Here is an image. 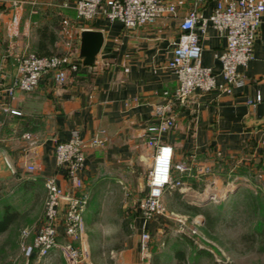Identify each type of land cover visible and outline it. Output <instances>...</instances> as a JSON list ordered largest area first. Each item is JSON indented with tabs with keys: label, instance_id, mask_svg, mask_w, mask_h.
I'll list each match as a JSON object with an SVG mask.
<instances>
[{
	"label": "crops",
	"instance_id": "0c3cea01",
	"mask_svg": "<svg viewBox=\"0 0 264 264\" xmlns=\"http://www.w3.org/2000/svg\"><path fill=\"white\" fill-rule=\"evenodd\" d=\"M59 1L13 4L0 0V216L6 208L18 213L0 233L20 226L18 233L23 227H29L31 235L35 232L43 218L47 176H54L64 191L70 190L65 169L55 160L56 141L69 137L73 128L87 140L96 128L104 127L106 142L86 146L81 170L90 193L83 214L85 244L90 264H128L123 247L110 249V258L91 252L87 226L92 221L91 212L101 208L104 198H119L123 193L142 195L147 190L152 158L147 139L154 134L146 132V127L155 122L154 104L166 99L163 91L171 92L177 85L166 63L172 41L181 31L179 22L193 0H166L176 5L175 14L165 13L153 23L133 28L103 15L78 18L73 6H60ZM215 1L200 2L198 15L208 16ZM90 28L100 30L103 41L93 62L86 63L79 55L81 32ZM196 31L202 45L201 63L211 66L216 80L222 82L219 54L225 47V37L211 24L205 31L199 27ZM24 51L69 53L79 67L64 82L47 74L35 89L18 90L7 97L3 88L12 79L16 55ZM238 71L246 77L243 85L230 92L196 89L186 104L174 106L175 124L161 134V140L173 147L174 162L184 161L194 167L208 164L214 169L213 175L201 179L184 175L189 187L172 190L177 194L200 193L197 183L204 184L202 190L206 191L212 180L216 183L220 178L217 167L229 160L241 170L246 166L251 174L259 175L264 186V19L258 26L252 57ZM257 92L262 99L250 103L248 99ZM29 163L34 165L33 170H28ZM137 217L141 231L142 221L139 214ZM41 261L64 264L57 249Z\"/></svg>",
	"mask_w": 264,
	"mask_h": 264
},
{
	"label": "built area",
	"instance_id": "2783aa9c",
	"mask_svg": "<svg viewBox=\"0 0 264 264\" xmlns=\"http://www.w3.org/2000/svg\"><path fill=\"white\" fill-rule=\"evenodd\" d=\"M203 1L193 0L192 7L179 22L181 31L177 39L172 41L171 56L166 63L167 68L176 76L177 85L171 92L163 91L166 99L154 104L155 122L146 127V132L154 134L147 139V144L152 148V158L146 176L147 190L136 201L142 221L141 247L145 250L150 242L147 222L155 216H169L163 201L164 192L188 188L189 185L183 180L184 175L201 179L214 174V169L208 164L194 167L184 161L175 163L172 145L161 140V134L175 124L174 106L186 104L196 89L207 91L217 88L230 92L233 87L243 85L246 77L238 71V67L246 65L252 57L258 26L264 19V2L260 0H216L211 13L200 17L197 6ZM11 2L34 4L36 0ZM58 4L63 7L73 6L78 18L91 19L103 15L111 20H120L125 28L153 23L165 13H176V5L166 0H60ZM207 24L215 27L226 40L225 47L219 54L222 82L216 80V73L211 66L202 64L200 60L202 45L196 28L205 31ZM78 67V61L69 53L56 51L40 55L33 51H24L16 55L15 71L10 83L3 90L7 97H12L18 90L31 91L47 74L57 82H64L70 72L77 71ZM261 99V93L257 92L248 101L254 104ZM10 111L19 113L15 108H10ZM106 140V129L99 127L87 140L78 128H73L69 137L56 141L55 160L65 169L71 188L64 191L54 176L44 179L46 191L43 218L32 235L29 227L21 228L19 233L18 245L26 263L37 264L51 250L57 249L64 264H90L83 229V214L90 193L85 188L81 170L86 146H100ZM27 168L33 170L34 165L29 163ZM181 229L183 230V226ZM191 231L196 233L197 226L194 225Z\"/></svg>",
	"mask_w": 264,
	"mask_h": 264
},
{
	"label": "rangeland",
	"instance_id": "374dc122",
	"mask_svg": "<svg viewBox=\"0 0 264 264\" xmlns=\"http://www.w3.org/2000/svg\"><path fill=\"white\" fill-rule=\"evenodd\" d=\"M246 168L241 170L229 160L217 167L219 180L209 183L204 192L202 183L196 184L200 193L165 191L163 201L169 216L150 220L146 250L141 247L136 208L140 195L104 198L101 208L90 214V251L110 258V249L123 247L128 264H175L176 248L185 251L186 264H264V235L259 233L264 228V186L259 175ZM191 205L203 211L196 212ZM194 225L196 233L191 231ZM20 227L0 233V264H30L19 249ZM198 248L207 252L197 254Z\"/></svg>",
	"mask_w": 264,
	"mask_h": 264
},
{
	"label": "water",
	"instance_id": "95a60500",
	"mask_svg": "<svg viewBox=\"0 0 264 264\" xmlns=\"http://www.w3.org/2000/svg\"><path fill=\"white\" fill-rule=\"evenodd\" d=\"M102 41L103 34L100 30L92 28L82 30L79 55L83 57L84 62H93Z\"/></svg>",
	"mask_w": 264,
	"mask_h": 264
},
{
	"label": "trees",
	"instance_id": "16d2710c",
	"mask_svg": "<svg viewBox=\"0 0 264 264\" xmlns=\"http://www.w3.org/2000/svg\"><path fill=\"white\" fill-rule=\"evenodd\" d=\"M40 34L43 36L45 35V31H40ZM51 40H54V36L51 35L50 37ZM37 54H44V53H37ZM190 208H192L194 211L196 212H201L203 211L199 206L197 205H191L189 206ZM17 211L15 210H9L8 208H6L3 212V214L0 216V231H3L5 229H7V227L10 225V223L16 218L17 216ZM260 235H264V228L259 230ZM207 251H205L202 248H198L196 250L197 254L200 253H206ZM174 256L176 257V263L175 264H186V255H185V251L181 248H176L174 250Z\"/></svg>",
	"mask_w": 264,
	"mask_h": 264
}]
</instances>
